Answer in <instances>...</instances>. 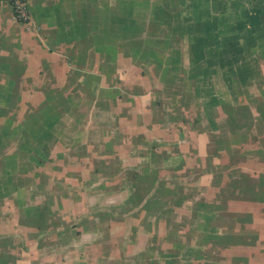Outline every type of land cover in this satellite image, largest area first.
<instances>
[{"label":"crops","instance_id":"crops-1","mask_svg":"<svg viewBox=\"0 0 264 264\" xmlns=\"http://www.w3.org/2000/svg\"><path fill=\"white\" fill-rule=\"evenodd\" d=\"M94 1L98 0H25L27 18L16 20L9 1L0 0V264H49L44 262L46 238L57 237L56 242L52 240V254L61 245L62 229L67 228L64 223L61 227L62 196L45 190L48 186L40 179L53 175L73 179L79 168L72 163L79 164L91 155L96 158L88 173L99 177L98 186L104 192L110 189L108 151L92 146L89 150L90 144L84 143L87 154L75 148V139L57 135L64 127L73 135L90 126L89 110L105 112L110 105L128 102L126 112L131 111L133 104L128 99L142 91L132 83L123 84L122 89L117 84L116 63L126 64L125 60L116 56L118 61L109 63L108 56L94 57L98 49L109 53L105 35L120 32L126 37L134 30L138 35L126 37L121 48L126 53L128 44L131 54H139L143 45L154 47L163 39L162 13L182 11L181 2L175 9L153 6L157 0H115L114 5L104 0L101 8L94 7ZM260 14L262 21L214 26V37L197 41V53L181 61L180 96L172 94L166 109L170 127L165 134L173 139L166 141L165 158L171 164L164 168L163 184L149 182L156 171L153 166L132 168L127 172L129 180L124 173L119 180L128 192L117 219L104 220L105 210L96 221L81 216L76 225L91 221L93 228L84 230L101 229L100 238L107 240L109 226L127 222L131 246L137 230L149 231V226L141 227L143 222L150 226L165 223L164 252L151 253L154 247L148 246L147 255L144 252L148 260H142L138 252L134 264H158L160 260V264H264L263 7ZM184 23L171 25L178 38L192 37L190 22ZM148 25H153L152 30L156 26L154 32L159 34L143 37L140 31H148ZM224 30L230 33L221 35ZM172 38L168 33L169 46ZM151 93L140 95L143 104L142 97H152ZM115 118L125 116L119 113ZM156 120L152 122L155 126ZM126 132L135 135L128 142L147 143L141 133ZM47 139L53 150L45 156L42 146ZM113 139V135L110 140L101 138L100 145L110 147L109 143H116ZM65 143L74 144L64 164H55L54 158L60 156L58 145L67 148ZM33 156L40 163L21 161ZM54 170L59 173L49 175ZM60 178L54 182L57 188L62 186ZM157 187L164 191L159 202L153 196ZM159 203L165 205V217ZM176 208L179 220L173 217ZM67 253L72 264H93L79 248Z\"/></svg>","mask_w":264,"mask_h":264},{"label":"rangeland","instance_id":"rangeland-1","mask_svg":"<svg viewBox=\"0 0 264 264\" xmlns=\"http://www.w3.org/2000/svg\"><path fill=\"white\" fill-rule=\"evenodd\" d=\"M107 1L110 5L115 4V0ZM103 2L104 0L94 1L93 5L94 7L100 6L101 8V3ZM180 2V9H182V11L180 10L181 13L174 12L172 14V11L170 10H166L165 13H162V17L160 18L164 19L162 25V35H164V37L161 41L157 40L158 42L154 47L143 45L139 54H131L128 50H132V47L126 44V47H124L126 53H124L122 52L123 49L121 46L126 37H135L138 34L132 30L128 35H125L126 37H123L120 32H110L105 35L110 44L109 53H106L101 49H98V52L94 53L96 60L101 59V56H103V58L104 56H108L107 61L109 63L118 61L116 60V56L118 59L122 58L125 60L124 63L126 64H122L121 62L116 63L118 73L117 84L121 86L120 88L122 89L123 84L132 83L137 87V90L142 89V91L134 93L133 97L131 96L132 99H128L132 100L130 102L133 104L131 111L126 112V107L130 106L128 102L125 103V105L121 103L110 105L109 109L105 112H93L89 110L87 111V118L93 119L90 126L82 127L79 132H76L73 135L68 133V127H64V132L60 130V133L57 134L61 135L65 140L73 138L75 139L74 141H78L75 142V148L77 147L80 151L84 152L86 146L84 143L90 144L89 150L92 146V149L94 150L99 151L101 150L100 148H103L106 152L108 151V154L110 155L108 156V170L110 171V174L107 175V178L109 182L112 183L108 185L110 186L109 191L104 192L102 187L98 186V183L100 182L99 177L88 173L89 168L92 166V163L96 158H91V155L84 157L83 160H80L79 164L77 162H75V164L72 163L74 167L79 168L76 171L74 170L77 172V176H74L73 179H70L69 176L64 179L63 175H61L62 179L59 176L54 175L45 176L43 179H40L46 186H48L45 187V190H52V192L56 191L62 196L63 217L61 227L63 226V223L67 226V228L62 229V233L64 232L65 234H62L61 245H59V249L55 254H52L51 248L54 246L52 240H55L56 242L57 237L55 236L52 239L51 236H48L46 238L48 252H46L44 256V262L52 264L53 262L56 263L58 261L59 263L60 261V264H72L74 260L68 255L67 250L74 251L78 248L85 253L84 257L88 261L93 259V261L90 260L93 264H134V260L139 259V256H137L138 252L142 253L140 258L142 257V260L146 261L148 260V256H146L145 249L148 248V246L154 247L151 249V253H155L159 250L164 252V245L166 242L163 238L165 229V223L163 222H159L155 225L152 223L151 226L150 223L147 224L145 222L144 224L143 222L141 227L144 228L149 226L150 229L148 232H144L140 229L137 230L138 237L136 236V238L131 241V246L129 245L130 238L128 236L129 223L127 224V222H124L123 224L115 223L112 227L109 226L107 240L100 238L102 233L101 229L93 231L84 230V227H92L93 224L90 223L91 221H85L86 223L80 227L76 225V223L83 215H85V219L90 218V220L96 221V216H104L103 211L105 210L107 211L108 216H106L104 220L110 218L117 219L118 212H121V209L119 208L121 200L128 192L126 186L120 187L121 184L124 185V181L119 180L122 179L123 173L125 179L128 175L127 180H129V174L127 172L130 170L133 171L132 168L139 170L142 166L147 164L153 166L157 172L155 171L149 182L163 184V178H165L164 168L166 164H171V159L165 158V148L167 146L166 141L173 139L172 136L165 134V132L169 131L168 129L170 127L166 122V115L168 113L166 109L169 108V99L172 94L180 96L181 61L185 62L187 55H195L197 53V41L205 42L214 37V33H216V30L214 31V26L220 23L225 24L227 22L243 23L246 21L258 22L263 20L261 19L262 15L260 12L262 7L264 8V0H157V3L153 6L170 5V7L176 9L175 4ZM247 10L250 11L247 12ZM195 11L197 12V15L195 14ZM165 17L172 20L173 18H176L177 20L175 22L173 21V23L177 26L179 24L181 25V23L185 26L184 22L189 21L190 23L188 26L191 29L189 33L192 34V37L188 35V37L185 36L178 38L171 27L173 23L169 22ZM97 18L101 20V14H98ZM121 21L123 20L121 19ZM100 27L101 26H99V28ZM151 27H153V25L145 27L148 30L146 32L141 29L142 31L140 32L143 34V37L151 34L154 35V33H156L154 36L159 34L160 31L154 32L157 31L156 26L153 30ZM165 28L168 30L167 33L164 32ZM168 33L173 37L171 40V46L168 45ZM229 33L228 30H224L221 32V35ZM118 34L120 36H117ZM144 43L146 42H142V44ZM101 51H103L104 55L100 53ZM112 57L114 59L111 60V62L109 59ZM124 90L129 94L132 93L129 92L132 91L130 87H125ZM150 91L153 92L151 93L152 97L145 96V99L142 97L143 104L140 95L144 93L148 94ZM120 98V100H122V97ZM149 101L151 103H149ZM113 102L115 101H110V103ZM119 113L120 115H124L125 119L115 118ZM157 118L158 120L156 121L159 125L157 124L155 126L152 122ZM129 122L133 123V125H130ZM126 130H133L134 133H141L147 143L142 141L139 143L137 141L136 143L133 142V140L132 142H128V140L132 139L135 135L130 136V133L126 132ZM111 135L115 138L113 141L117 139L116 143H109L110 147H102L100 145L101 138L103 140L109 138L110 140ZM119 138L122 142L117 143L120 141ZM81 142L82 145H77V143ZM65 144L68 146L67 148L62 147L64 144H59L60 146L58 145L57 152L60 153V156L58 157L57 154L58 158H54L53 161H55V164L56 162H60L62 165L64 164L66 158L65 154L70 150L68 148H71L74 143ZM95 145H97V147H95ZM113 145L116 147L115 152ZM38 148L41 150L40 146H38ZM42 149L45 156L53 150V147L51 145L49 146L48 139L46 140L44 148L42 146ZM144 150L149 153L151 152V155L154 157L150 159L149 155L145 153ZM31 151H36V149H31ZM86 153L88 154V152ZM25 160L40 163V161L38 162L34 156L32 159H29L28 157L27 159L23 158L21 161L23 162ZM173 162H175V160H173ZM60 164L59 166H61ZM134 172L136 173L137 171ZM53 173L58 174L59 171L54 170L49 175H52ZM58 177L61 179L60 185H62L59 188L54 186V182H59ZM34 178H36V176H34ZM30 182L33 183L32 178L30 179ZM163 195L164 191L162 189L159 190L157 187L153 192V196L157 198L155 199V202H159L158 200L160 197L163 198ZM147 201L146 203H148ZM164 207L165 205L159 203V209L162 210L161 215L164 213ZM165 216L166 212L163 217ZM173 217L179 220V209L174 211ZM94 228L97 229L96 227ZM74 232L76 233L73 235L76 237L70 235ZM102 249H107L104 255L101 254ZM55 256H57V259ZM160 263L161 260L158 264Z\"/></svg>","mask_w":264,"mask_h":264},{"label":"built area","instance_id":"built-area-1","mask_svg":"<svg viewBox=\"0 0 264 264\" xmlns=\"http://www.w3.org/2000/svg\"><path fill=\"white\" fill-rule=\"evenodd\" d=\"M13 11L14 18L25 20L27 18V6L24 0H8Z\"/></svg>","mask_w":264,"mask_h":264},{"label":"trees","instance_id":"trees-1","mask_svg":"<svg viewBox=\"0 0 264 264\" xmlns=\"http://www.w3.org/2000/svg\"><path fill=\"white\" fill-rule=\"evenodd\" d=\"M25 1V0H24ZM16 20H21V19H19V18H15Z\"/></svg>","mask_w":264,"mask_h":264}]
</instances>
